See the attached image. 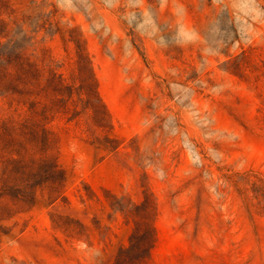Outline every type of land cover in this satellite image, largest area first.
Returning <instances> with one entry per match:
<instances>
[{"label":"rangeland","instance_id":"rangeland-1","mask_svg":"<svg viewBox=\"0 0 264 264\" xmlns=\"http://www.w3.org/2000/svg\"><path fill=\"white\" fill-rule=\"evenodd\" d=\"M26 62L32 94L0 91V120L49 146L0 131V264H114L139 225L148 264H264V0H0V77ZM18 151L24 198L1 190ZM45 159L65 173L53 197Z\"/></svg>","mask_w":264,"mask_h":264},{"label":"trees","instance_id":"trees-1","mask_svg":"<svg viewBox=\"0 0 264 264\" xmlns=\"http://www.w3.org/2000/svg\"><path fill=\"white\" fill-rule=\"evenodd\" d=\"M80 59H85L84 55H81ZM1 74L2 72L0 71V76ZM34 74L35 66L33 64L27 62L17 63L14 76H11V78L8 79L7 77L4 79L0 77V91L9 92L10 94L17 96V105L26 106L27 97L32 94L30 88L33 86L32 82L35 81ZM65 81L66 80L62 74L58 76L57 74H54L50 84H54L56 86V88L54 87V92L56 93L59 100H57L55 103H57L60 108L66 111L68 109L67 105L69 100H66L65 97L67 94L66 92L69 89L64 85ZM36 96V98H38L39 93ZM95 97L99 104L94 105L89 101V107L87 108H91L94 111L95 117L102 116L103 121V116H107L106 108L97 92H95ZM40 105L41 104L38 101L29 103V107L36 110V114L42 117L45 115L46 110L38 112ZM66 113H68V110ZM10 129L20 131L22 140L17 141L12 139L10 137L11 135L7 134ZM0 131H3L2 137L7 142V145L15 146L19 148L20 151L27 150L28 145H32L40 150L48 149L49 134L41 127L40 123L31 126L27 121L15 122L12 120H0ZM20 151L16 153L18 154L19 158L17 160L11 159L7 164L6 171H4V176H6V172L8 175L6 179L1 181L3 185L1 188L3 195H11L16 198H24L29 196L25 191L28 188H31L29 183L34 180V177L26 174L28 167L24 164L25 161L20 155ZM40 175L42 176L41 184L47 185L46 187L50 190V197L61 193L62 182L65 178L64 171L59 170L58 166L51 163L49 159H45L42 160ZM13 189L17 190L14 191L16 195L11 194L13 193ZM154 240V234L151 226L146 225V228L144 229L140 225L137 226L133 236L130 239V245L127 248L120 249L114 264H148L154 247Z\"/></svg>","mask_w":264,"mask_h":264}]
</instances>
